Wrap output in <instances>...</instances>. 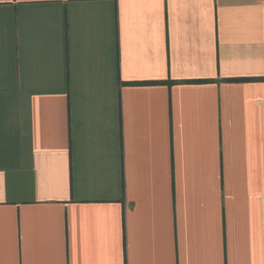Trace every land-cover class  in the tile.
Returning <instances> with one entry per match:
<instances>
[{
	"label": "crops",
	"instance_id": "0c3cea01",
	"mask_svg": "<svg viewBox=\"0 0 264 264\" xmlns=\"http://www.w3.org/2000/svg\"><path fill=\"white\" fill-rule=\"evenodd\" d=\"M0 264H264V0H0Z\"/></svg>",
	"mask_w": 264,
	"mask_h": 264
}]
</instances>
